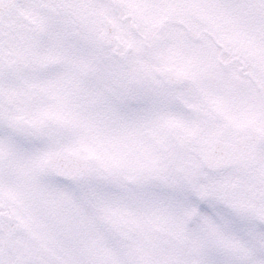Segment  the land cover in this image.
Listing matches in <instances>:
<instances>
[{
	"label": "rangeland",
	"instance_id": "obj_1",
	"mask_svg": "<svg viewBox=\"0 0 264 264\" xmlns=\"http://www.w3.org/2000/svg\"><path fill=\"white\" fill-rule=\"evenodd\" d=\"M199 1L201 0H159L158 5L157 3L143 5L146 7L144 10L154 6L157 12L142 11L137 16L145 26H155L170 14L181 18L206 19L208 20H205L206 22L213 25L223 21L224 24L220 23V25L225 34L227 32L232 34L234 30L241 39H248L254 30L257 32L256 38L264 41V14H256L264 11V0H206L207 9L204 14L202 11L204 6L199 4ZM131 4H139V2L133 0L130 7ZM188 5H198V7H188ZM31 6L32 0H22L18 7L21 16L28 17L30 23L37 21V28H46L51 22L55 24L53 32L45 33V38L32 29L21 32L18 36L22 46L8 34L0 36L1 87L7 89L17 85L15 87L17 89L24 88L20 92L26 99L27 113L41 117H57V114L64 110L66 115L72 114L74 119L89 103L90 109L87 108L89 110L84 112L88 120L82 116L83 123L81 122L79 130V121L75 118L77 127H66L65 138L61 145L71 151L96 155L97 167L102 174L100 178L104 176L110 165L123 164L121 154L124 156L122 157L124 165L132 171H137L141 182L138 209L151 224H144L143 227V240L151 249V251L147 247L144 249L146 264H254L255 262L264 264V230L259 227L261 224L259 221H264V193L260 190L264 185L258 186L256 192L250 186L252 179L260 180L257 183L264 181V148L258 154L253 173L243 174L240 177V184L235 187L232 184L235 176L232 177L230 173L224 178L225 183L212 188L208 187L216 184L213 182L219 178L218 176L200 175V178H197L198 176L195 177L194 174L182 173L178 169L180 161L178 157L166 153L165 150L169 147L167 143H159L156 134L159 133L160 127L147 121L144 122L150 124L139 126L141 124L137 121L139 112L142 114H140L141 119L147 120L151 117L150 105L131 104L133 99L127 97L118 96L115 99L107 96L108 92L103 86L102 91L97 90L89 98L91 92L88 93L81 82H78V87L82 86V89L77 90L78 98L76 95L71 99L73 85L67 82L71 78L70 72L76 71L77 67L82 65L80 57L85 55L83 52L92 55L98 53L89 40L87 42L81 34H78L80 36L78 37L74 35L76 31L72 32L66 26H62L67 22L65 15L57 14L55 19L37 12L36 15L30 16ZM34 10L37 11V6ZM13 19L14 17H11L9 21L15 22ZM60 28L63 30L61 31ZM119 31L123 37H129L123 28ZM82 38L86 46L79 44L84 41ZM228 38L239 39L235 34ZM178 39L180 38L176 32L168 30L160 38L165 44ZM72 48H74L73 53ZM176 48L170 47L166 52L160 53L171 60ZM65 54L68 60L73 57L70 62L61 63L59 60L58 64L49 60L50 56ZM30 59L36 74L28 62ZM53 63L55 66L52 65ZM57 65L60 69L63 68L61 72L46 76L56 72ZM64 73L65 77H63ZM16 75L23 79H18ZM74 77L78 76L75 74ZM91 86L95 87L94 84ZM117 92L119 91L112 94ZM43 96L55 97V99L47 100ZM2 103L0 102V132L9 128L10 124L8 116L10 112ZM262 111H264L262 108L252 109L250 112L240 109L237 122L253 121L252 117H254L257 118L256 125L264 127V118H261L264 115L258 117ZM63 118L65 119L66 116ZM115 135L118 138L114 137L109 141V138ZM17 138L19 140L14 139L10 147L5 148L0 145V196L7 198L10 196V193H4L8 187V191L17 197L14 199L17 208L23 210L19 214L27 217L17 216L23 231L11 233L7 219L0 216L1 233H6L0 234V264L47 262L48 256L45 253L23 247L24 244L27 245L26 242L32 247L33 239L28 238L29 236L38 239L44 236L48 240L50 238V242H43L47 248H54L55 252L61 249L62 252L75 256L78 247L72 238L71 227L67 226L70 221L66 223L65 219L57 217L59 211L63 213L59 208L60 201L56 192L62 182L45 174V169L42 170L41 167L46 156L42 155V149H45L46 144L33 138V141L28 140L23 135H17ZM108 147L113 155L108 154ZM182 164L186 165L185 162ZM114 175L116 181L112 187L118 189L121 183L117 180V174ZM28 185L29 189H27ZM64 189L65 212H67L68 209L71 210V208L67 209L66 204L69 200V204L72 205L73 190ZM120 198L128 209L121 208V202L117 206L110 205V208L122 215H130L129 210L133 208L131 201L125 195H120ZM135 198L137 200L136 195ZM74 199L77 204L76 193ZM110 200L112 201L111 198ZM74 209L76 210V206L73 212L70 211V220L77 218L75 215L78 212ZM88 212L89 210L86 209V213ZM48 217L53 219L48 221ZM98 238L101 239L100 233ZM17 240L22 243H17ZM118 249L124 250L121 244ZM58 255L63 256L66 263L72 264L69 255H61L60 252ZM259 256L262 259H259ZM50 261H54L52 256ZM107 261L114 262L111 258ZM129 261L133 264H144L135 259ZM74 262H77L76 259Z\"/></svg>",
	"mask_w": 264,
	"mask_h": 264
},
{
	"label": "flooded vegetation",
	"instance_id": "obj_2",
	"mask_svg": "<svg viewBox=\"0 0 264 264\" xmlns=\"http://www.w3.org/2000/svg\"><path fill=\"white\" fill-rule=\"evenodd\" d=\"M131 1L133 0H32V7H35V4H41V8L37 11L39 13L54 18L57 14L65 15L67 22L62 26H66L72 32L76 31L74 35L78 37L81 34L87 42L92 43V47L98 53L92 55L83 52L85 55L80 57L82 65L79 70L70 72L71 78L67 82L73 85L71 99H74L76 94L79 95L77 90L82 89V86L78 87V82L85 85L86 91L91 92V96L96 91L97 83H104V88L110 87V90L111 86L115 85L114 89L119 91L115 95L131 98L133 99L131 101H135L138 105L151 106V117L147 120L141 119L142 114L139 112L137 117L138 123H141L139 126L150 124L144 122L147 121L160 127L159 133L156 134L159 143H167L169 147L165 150L166 153L169 152L178 157L181 162H185L187 165L184 168L188 172L195 175L212 174L218 176L220 180L232 174V177L235 176L234 187L239 185L243 174L253 173V166L245 165L212 172L204 167L202 155L204 151L211 148L213 140H232L239 127L252 128L248 123L237 122L241 106L249 110L264 107V98L261 91L257 89L259 84L264 95V52L261 51L264 42L259 43L254 35L248 40L228 38L234 33L225 34L220 23L213 25L206 22L208 21L206 19L171 17L155 26H145L137 14L142 11L157 12L154 6L144 10L146 7L143 5H155V3L158 5L159 0H136L139 4H131L132 7H130ZM37 12L34 10L32 14L36 15ZM101 13H104L114 24V33L121 36L119 37L122 46L115 53L113 47L104 48L99 40L103 30L100 22ZM126 14H133L139 31L136 35L129 33L128 38L123 37L119 32L120 28L125 29L130 25L128 17L125 20L122 19ZM11 17H14L15 22L7 21ZM27 21L28 17H22L15 10L3 19L0 25V36L8 34L22 46L18 36L21 32L32 29L45 38V33L53 32V26H55L49 22L48 27L37 28V21L32 23ZM60 30L63 29L60 28ZM166 30L176 32L180 39L172 40L169 44L161 42V35ZM204 37L216 43L220 59L207 60V45ZM83 42L79 44L86 46L85 40ZM170 47H177L171 60L160 53L166 52ZM57 57L60 58L61 63L70 62L69 60L73 58L68 60L66 55ZM75 58L78 59V57ZM93 62L95 64H92ZM106 63L113 65H106ZM173 73L184 76V83H178L180 81L173 77ZM75 74L78 77H74ZM92 84L95 85L94 88ZM11 89L6 91L1 87L0 77V102L8 108L13 121L21 115L26 116L29 121L28 128H20L12 124L13 129L16 133L27 134L29 138L45 142L46 151L62 148L61 143L65 138L66 127H77L75 118L79 121L80 130L83 118L81 119L79 114L74 119L72 114L66 115L64 110L58 113L57 117L29 114L23 93L16 88ZM112 93L110 91L108 96L113 97ZM217 96L222 102L210 100V97ZM255 131L262 134L258 128H255ZM260 148L261 146L257 150ZM79 153L83 154L80 151ZM180 168L183 169L182 166ZM113 174L109 167L103 178H100L99 168L94 161L89 173L82 179L66 183L67 186L72 185L75 190L81 210H84L86 206L84 200H81L82 194L85 197V192H88L91 202L90 213L76 214L77 218L71 221L73 237L78 245V251L75 254L77 264H113L107 261L113 256L116 261L121 260L120 254L110 248L112 241L107 237L106 230L125 246V254L135 257L138 261H144L143 227L144 223H150V220L146 219L138 209L141 188L138 173L133 172L128 175L122 172L120 174L123 185L122 194L127 196L135 208V213L125 217L114 214L108 206V194L113 197L112 191H117L112 187ZM51 177L59 180L54 175ZM103 180L105 184L102 183ZM259 181L251 180L250 186L255 192L258 186L264 185V181L257 183ZM59 186L57 189L63 191L64 182ZM260 190L264 193V186L260 187ZM98 206L101 214L97 213ZM14 219L15 216L11 215V223ZM259 222L264 226V221ZM98 233L102 234V239L98 238Z\"/></svg>",
	"mask_w": 264,
	"mask_h": 264
},
{
	"label": "water",
	"instance_id": "obj_3",
	"mask_svg": "<svg viewBox=\"0 0 264 264\" xmlns=\"http://www.w3.org/2000/svg\"><path fill=\"white\" fill-rule=\"evenodd\" d=\"M19 0H0V21L2 17L8 14ZM107 29V28H106ZM103 34L111 35L112 27ZM106 45L109 42L105 41ZM263 141L254 132L249 131L246 134H236L232 141L217 142L214 144L212 151L204 156V162L209 168L217 170L219 168H228L231 166H240L245 163H251L254 159V152L251 147L258 145ZM91 159L82 157L71 152L61 150L51 153L47 158L48 167L56 175L64 178H74L82 175L87 164Z\"/></svg>",
	"mask_w": 264,
	"mask_h": 264
},
{
	"label": "snow or ice",
	"instance_id": "obj_4",
	"mask_svg": "<svg viewBox=\"0 0 264 264\" xmlns=\"http://www.w3.org/2000/svg\"><path fill=\"white\" fill-rule=\"evenodd\" d=\"M188 7H198V5H188ZM203 39L207 45L206 48L207 60L212 61L213 59L216 60L220 59L219 53L216 48V43L207 37H204ZM261 51L264 52V45H262Z\"/></svg>",
	"mask_w": 264,
	"mask_h": 264
}]
</instances>
